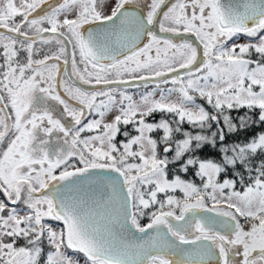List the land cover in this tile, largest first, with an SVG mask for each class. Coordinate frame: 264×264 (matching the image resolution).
Returning <instances> with one entry per match:
<instances>
[{"label": "snow or ice", "instance_id": "snow-or-ice-1", "mask_svg": "<svg viewBox=\"0 0 264 264\" xmlns=\"http://www.w3.org/2000/svg\"><path fill=\"white\" fill-rule=\"evenodd\" d=\"M135 6L0 0V264H264V0Z\"/></svg>", "mask_w": 264, "mask_h": 264}, {"label": "trees", "instance_id": "trees-1", "mask_svg": "<svg viewBox=\"0 0 264 264\" xmlns=\"http://www.w3.org/2000/svg\"><path fill=\"white\" fill-rule=\"evenodd\" d=\"M246 110H233L230 115L233 117V119L235 120L238 116L243 115L244 112ZM184 130L187 131H192V132H196L199 131V129H194L192 128L190 125H183L182 126ZM216 128L215 126L213 127L212 131H215ZM260 132H264V126H261L260 124H255L247 129L241 130L237 133H227L226 132V140L225 142H223L224 145L231 147L237 143H244L246 142V140L251 139L253 134H259ZM219 146H220V142L218 141V147L216 148H212L211 146L205 147L204 149L198 151L196 153V155L201 158V159H213V160H219L221 158V155L219 154ZM172 175L173 174H179L181 175L182 178L187 179V180H191L194 181L196 183L199 184V178L195 177L193 174H185L182 172H177V173H173L170 172ZM224 178H228L227 176H225L224 174L221 175V180ZM238 188H240V186L238 185ZM176 195L182 196L181 193L177 192ZM154 209H148L145 210L146 213H150L151 211H153ZM148 216V214L145 215V217Z\"/></svg>", "mask_w": 264, "mask_h": 264}, {"label": "flooded vegetation", "instance_id": "flooded-vegetation-1", "mask_svg": "<svg viewBox=\"0 0 264 264\" xmlns=\"http://www.w3.org/2000/svg\"><path fill=\"white\" fill-rule=\"evenodd\" d=\"M144 2H145V0H136L137 6L134 7V10L135 11H140L142 9V6H143ZM103 3L106 6H111L114 3V0H112V2L111 1H107V0H103ZM105 10L107 11L108 7H106ZM153 30L156 31L158 34H160L158 25L154 26ZM161 35H163V34H161ZM240 39H246V38L242 35V38H240ZM240 39L237 40L238 43L240 42ZM69 68H70V66H69ZM137 85H139V87H137ZM154 87H155V83L154 82L149 83L147 85V87H145L143 82L132 81L129 85H127V91L129 92V94L133 95L134 99L139 100V97H140L141 93H143L145 91H151ZM164 87H170V85H167V86H164ZM114 115H115V113H109V114L106 115L105 119L106 120H111ZM160 118H161V114L160 113H155L152 117H148L147 118V122H154V121H156V120H158ZM165 118H170V117L165 116ZM122 130H123V126H122ZM128 130L132 131L131 126H128ZM153 136H156V134L153 133ZM117 139L120 140V139H123V137L118 136ZM0 199H5L2 194H0ZM148 217H149V215L146 216V217L144 216V217L140 218V223L142 224L143 222H145L148 219ZM242 223H243V221H242ZM20 243L23 244L22 241ZM45 249H46V251L48 250V246H47L46 243H45ZM80 264H84V261H83L82 258L80 260Z\"/></svg>", "mask_w": 264, "mask_h": 264}, {"label": "water", "instance_id": "water-1", "mask_svg": "<svg viewBox=\"0 0 264 264\" xmlns=\"http://www.w3.org/2000/svg\"><path fill=\"white\" fill-rule=\"evenodd\" d=\"M130 10L135 11L134 7L130 8ZM149 222H150V218L145 223H143L142 226L147 225ZM116 233H117L116 238L118 242L122 239L129 245L140 244L144 239L147 238V235L153 234L152 230H150L148 234H142V233L136 232L135 229H131V231H129L128 227H125L122 230L117 229Z\"/></svg>", "mask_w": 264, "mask_h": 264}, {"label": "rangeland", "instance_id": "rangeland-1", "mask_svg": "<svg viewBox=\"0 0 264 264\" xmlns=\"http://www.w3.org/2000/svg\"><path fill=\"white\" fill-rule=\"evenodd\" d=\"M107 1H111L112 2V0H107ZM240 38H242V35L239 37V39ZM234 39H236V38H234ZM244 42H246V39H240V42L239 43H244ZM157 99H159V96L157 95V97H156ZM169 178L171 179L172 178V174L170 173V176H169ZM237 190H241V188H237ZM177 192H179V191H177ZM180 193V192H179ZM182 194V193H181Z\"/></svg>", "mask_w": 264, "mask_h": 264}]
</instances>
